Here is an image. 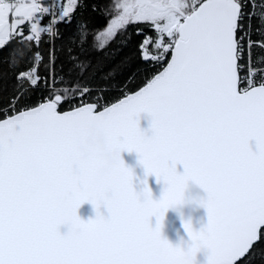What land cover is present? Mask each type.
<instances>
[{
	"label": "snow or ice",
	"instance_id": "obj_1",
	"mask_svg": "<svg viewBox=\"0 0 264 264\" xmlns=\"http://www.w3.org/2000/svg\"><path fill=\"white\" fill-rule=\"evenodd\" d=\"M84 6L0 0V49L18 45L7 60L16 94L0 109V264H196L202 248L207 264L264 262V0H108L100 9L105 26L88 29L80 21L66 50L67 73L62 64L53 75L58 25ZM141 25L155 35L139 44V58L159 70L138 91L104 104L85 76L93 62L81 56L117 35L127 33L126 43L128 28L140 35ZM60 82L71 83L72 94ZM39 86L47 95L26 103ZM141 113L151 117L150 135L140 127ZM95 129L121 152L135 151L146 177L164 182L159 199L147 178L136 190L121 158L106 171L94 161L73 167ZM189 181L207 193L199 201L207 223L195 230L184 222L191 240L185 249L161 229L167 210L185 202ZM85 202L96 209L86 221L78 215Z\"/></svg>",
	"mask_w": 264,
	"mask_h": 264
},
{
	"label": "trees",
	"instance_id": "obj_2",
	"mask_svg": "<svg viewBox=\"0 0 264 264\" xmlns=\"http://www.w3.org/2000/svg\"><path fill=\"white\" fill-rule=\"evenodd\" d=\"M83 2L85 6L76 9L75 15L70 23H61L58 25L60 38L55 40V45L61 50L55 53L56 59L52 67L53 75H59L62 64L63 71L67 73L70 63L67 60L66 50L69 47L70 37L77 34V26L80 21H87L88 29L103 28L106 24V18L102 15L100 9L108 6V0H83ZM94 5L96 11L93 10ZM253 26H256L255 19L253 20ZM139 27L143 28V32L140 35L136 34V26H130L128 28V33H131V38L127 39L126 43H121V41L126 39L127 33L117 35L105 49L85 51L81 56V59L92 60L93 63L85 73V76L90 84L97 86L95 89L97 93H104L103 101L107 104L116 101L126 93L136 90L159 70L158 67H149L148 63L139 58V44L144 40L146 35H155L148 26L141 25ZM25 31H27V29ZM255 38L258 39L259 37ZM45 39H47V37H45ZM88 39L91 41L92 37L90 36ZM17 46L16 41H12L8 46L0 49V73L4 74L0 76V109L6 107V102L12 95L16 94L13 92V88L16 85L15 72L8 74L9 65L7 60L10 50ZM87 47L88 46L85 45V48ZM39 50L44 55L45 61H47L49 57V45L42 42ZM75 50L77 52L81 51L79 48ZM256 52L258 53L259 50H256ZM122 62H125V64H122ZM24 67V65H21V67L17 68L15 71L18 72L23 70ZM121 67L123 68L122 71H118L115 75L109 76L108 79H104V76L112 72L114 68L119 69ZM39 74L41 77H48L50 72L49 69L41 66ZM56 86L60 88L69 87L70 94H72L71 83L60 82ZM45 95H47L46 89L43 86H39L32 90L31 101H26V103L34 104L38 99H43ZM67 107V105H64L61 107V110H65ZM254 264H264V262L255 261Z\"/></svg>",
	"mask_w": 264,
	"mask_h": 264
},
{
	"label": "water",
	"instance_id": "obj_3",
	"mask_svg": "<svg viewBox=\"0 0 264 264\" xmlns=\"http://www.w3.org/2000/svg\"><path fill=\"white\" fill-rule=\"evenodd\" d=\"M144 84L140 87H143ZM139 88H137L132 92L138 91ZM121 98H123V96ZM150 121H151V117L149 116L148 113H141L140 127L142 129L148 130L149 135L151 134ZM250 144L252 146L253 151H255L256 150L255 140L250 141ZM121 155L123 160L125 161V164L131 167L134 172L133 184L136 190L139 191L144 187L142 181L145 178H147L148 187L152 191L153 199H159L165 187L164 182L162 180L157 181V178L154 174L148 175L146 177L144 167L142 164L139 163V157L135 151L133 152L124 151L122 152ZM177 171L183 172L182 164L177 165ZM206 196L207 193L204 191L202 187H200V185L196 184L193 181H189L188 186L185 189V202L176 207L169 208L165 214L163 226L161 229L162 236L168 239L169 242L172 243L173 245L178 244L181 247L187 249L188 245L191 243V240L190 237L188 236L186 229L184 228V222L191 221V224L195 230H199L207 223V210L199 203V201L202 198H206ZM100 211L105 215L108 214L107 209L104 207H101ZM78 215L81 217V219L86 221L89 218L95 217L96 209L94 208L91 202H85L78 209ZM150 223L152 224V226H155L156 224L155 216L150 218ZM67 231H68V225L60 226L61 233H65ZM207 257H208V250L202 248L196 255V264H207Z\"/></svg>",
	"mask_w": 264,
	"mask_h": 264
},
{
	"label": "clouds",
	"instance_id": "obj_4",
	"mask_svg": "<svg viewBox=\"0 0 264 264\" xmlns=\"http://www.w3.org/2000/svg\"><path fill=\"white\" fill-rule=\"evenodd\" d=\"M121 154L119 147L104 129H95L80 146L78 159L73 163V167H78L81 161H94L100 171H106L117 158L123 159Z\"/></svg>",
	"mask_w": 264,
	"mask_h": 264
},
{
	"label": "built area",
	"instance_id": "obj_5",
	"mask_svg": "<svg viewBox=\"0 0 264 264\" xmlns=\"http://www.w3.org/2000/svg\"><path fill=\"white\" fill-rule=\"evenodd\" d=\"M45 23H47V18H45ZM103 103H104V104H107V103H105L104 101H103ZM6 107H7V106H6Z\"/></svg>",
	"mask_w": 264,
	"mask_h": 264
}]
</instances>
